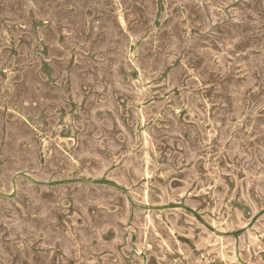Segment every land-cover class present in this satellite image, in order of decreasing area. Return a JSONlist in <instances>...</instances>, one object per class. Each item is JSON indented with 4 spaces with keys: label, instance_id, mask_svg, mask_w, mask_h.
<instances>
[{
    "label": "rangeland",
    "instance_id": "374dc122",
    "mask_svg": "<svg viewBox=\"0 0 264 264\" xmlns=\"http://www.w3.org/2000/svg\"><path fill=\"white\" fill-rule=\"evenodd\" d=\"M263 3L0 0V264H264Z\"/></svg>",
    "mask_w": 264,
    "mask_h": 264
},
{
    "label": "bare ground",
    "instance_id": "6f19581e",
    "mask_svg": "<svg viewBox=\"0 0 264 264\" xmlns=\"http://www.w3.org/2000/svg\"><path fill=\"white\" fill-rule=\"evenodd\" d=\"M116 1V0H115ZM156 2V1H155ZM177 2H178V0H177ZM200 2V1H199ZM240 2V1H239ZM165 3V2H164ZM201 3V2H200ZM176 4V3H175ZM264 4V3H263ZM203 5V4H202ZM178 6V5H177ZM177 6H175V7H177ZM203 7V6H202ZM132 8H133V6H132ZM189 8V7H188ZM181 9V8H180ZM184 10V9H183ZM164 11V10H163ZM206 12V11H205ZM117 13V12H116ZM137 13V12H136ZM184 14V13H183ZM190 14V13H189ZM167 15V14H166ZM222 15V14H221ZM207 16V15H206ZM224 16V15H223ZM227 16V15H226ZM155 17V16H154ZM170 17V16H169ZM199 17V16H198ZM117 18V17H116ZM125 18V17H124ZM132 18V17H131ZM185 18H186V16H185ZM228 18V17H227ZM118 19V18H117ZM130 19V18H129ZM213 19H215V18H213ZM217 20V19H216ZM118 21V20H117ZM126 21H127V19H126ZM132 21H135V20H132ZM142 21V20H141ZM123 22H124V20H123ZM166 22V21H165ZM181 22V21H180ZM191 22V21H190ZM162 23V22H161ZM130 24V23H129ZM164 24V23H163ZM145 25H146V23H145ZM185 25V24H184ZM191 25V24H190ZM190 25H187V26H190ZM121 26V25H120ZM126 26V25H125ZM54 27V26H53ZM145 27V26H144ZM180 27V26H179ZM127 29V28H126ZM166 29V28H165ZM194 29V28H193ZM157 31V30H156ZM184 31V30H183ZM147 33H148V31H147ZM157 35V34H156ZM131 38V37H130ZM153 38H154V35H153ZM38 40V39H37ZM163 45V44H162ZM129 50V49H128ZM74 53V52H73ZM182 53V52H181ZM72 54V53H71ZM134 55V54H133ZM263 55V54H262ZM74 56V55H73ZM137 57V56H136ZM213 57V56H212ZM137 59V58H136ZM211 59V58H210ZM264 59V58H263ZM217 60V59H216ZM215 61V60H214ZM217 62V61H216ZM198 63V62H197ZM219 64V63H218ZM217 64V65H218ZM234 64V63H233ZM264 65V64H263ZM201 68V67H200ZM203 68V67H202ZM191 69V68H190ZM67 70V69H66ZM228 71V70H227ZM137 72V71H136ZM197 72V71H196ZM139 73V72H138ZM189 73V72H188ZM219 73V72H218ZM239 73V72H238ZM149 75V74H148ZM193 75V74H192ZM138 76H139V74H138ZM195 76V75H194ZM193 76V77H194ZM229 76V75H228ZM129 78H130V76H129ZM145 77H143V79H144ZM196 78H197V76H196ZM246 78V77H245ZM155 79V78H154ZM198 79V78H197ZM229 79V78H228ZM140 80V79H139ZM142 80V79H141ZM140 80V81H141ZM223 80V79H222ZM221 80V81H222ZM154 81V80H153ZM237 81V80H236ZM152 82V81H151ZM203 82V81H202ZM217 82V81H216ZM226 82V81H225ZM224 83V82H223ZM239 83V82H238ZM246 83V82H245ZM135 84V83H134ZM206 85V84H205ZM145 86H147V85H145ZM163 86V85H162ZM216 86V85H215ZM250 86V85H249ZM142 87V86H141ZM165 87V86H164ZM184 87V86H183ZM203 87V86H202ZM205 87H207V86H205ZM208 87H209V85H208ZM207 87V88H208ZM246 87V86H245ZM248 88V87H247ZM174 89V88H173ZM201 89V88H200ZM205 89V88H204ZM172 90V89H171ZM183 90V89H182ZM198 90V89H197ZM229 90H231V89H229ZM241 90V89H240ZM200 91V90H199ZM201 91H202V89H201ZM115 92V91H114ZM168 92V91H167ZM151 93V92H150ZM183 93V92H182ZM184 93H186V92H184ZM237 93V92H236ZM200 94V93H199ZM167 96V95H166ZM172 96V95H171ZM200 96V95H199ZM233 96V95H232ZM178 97V96H177ZM122 98H123V96H122ZM125 98V97H124ZM159 98V97H158ZM176 98V97H175ZM212 98V97H211ZM247 98V97H246ZM74 99V98H73ZM140 99V98H139ZM167 99V98H166ZM151 101V100H150ZM239 101V100H238ZM137 102H139V101H137ZM184 102H185V100H184ZM149 103V102H148ZM211 103V102H210ZM241 103V102H240ZM141 105H143V104H141ZM188 105V104H187ZM196 105V104H195ZM209 105V104H208ZM144 106V105H143ZM23 107V106H22ZM142 107V106H141ZM188 107V106H187ZM196 107V106H195ZM204 107V106H203ZM208 107H210V106H208ZM140 108V107H139ZM169 108V107H168ZM264 108V107H263ZM20 109V108H19ZM214 110H215V108H213ZM234 109V108H233ZM238 109V108H237ZM17 110H18V108H17ZM16 110V111H17ZM152 110V109H151ZM199 110V109H198ZM213 110V111H214ZM239 110V109H238ZM71 112V111H70ZM137 112H138V110H137ZM146 112V111H145ZM144 112V113H145ZM206 112V111H205ZM232 112H233V110H232ZM74 113V112H73ZM139 113V112H138ZM152 113V112H151ZM210 113V112H209ZM41 114V113H40ZM75 114V113H74ZM144 115V114H143ZM184 115V114H183ZM234 115V114H233ZM39 116V115H38ZM42 116V115H41ZM77 116V115H76ZM206 116V115H205ZM213 116V115H212ZM43 117V116H42ZM46 117V116H45ZM156 117V116H155ZM196 117V116H195ZM30 118V117H29ZM58 118V117H57ZM157 118V117H156ZM198 118V117H197ZM26 119V118H25ZM35 120V119H34ZM142 120V119H141ZM144 120V119H143ZM149 120V119H148ZM187 120V119H186ZM72 121V120H71ZM140 121V120H139ZM72 123V122H71ZM140 123V122H139ZM143 123V122H142ZM209 123V122H208ZM42 124H44V123H42ZM159 124V123H158ZM157 124V125H158ZM67 126V125H66ZM206 126V125H205ZM32 127V126H31ZM70 127V126H69ZM45 128V127H44ZM73 129V128H72ZM210 129V128H209ZM213 129V128H212ZM58 130V129H57ZM206 130V129H205ZM76 131V130H75ZM71 132V131H70ZM234 132V131H233ZM69 133V132H68ZM137 133V132H136ZM135 133V134H136ZM215 133V132H214ZM248 133V132H247ZM78 134V133H77ZM142 134H143V132H142ZM146 135V134H145ZM208 135V134H207ZM211 136V135H210ZM216 136V135H215ZM247 136V135H246ZM147 137V136H146ZM54 138V137H53ZM144 138V137H143ZM199 138V137H198ZM231 138V137H230ZM43 139V138H42ZM74 139V138H73ZM213 139V138H212ZM145 140V139H144ZM150 141H151V139H150ZM239 141V140H238ZM46 142V141H45ZM176 142V141H175ZM229 142V141H228ZM165 143V142H164ZM163 143V144H164ZM174 143V142H173ZM259 143V142H258ZM60 144H61V142H60ZM138 144V143H137ZM227 145V144H226ZM146 146V145H145ZM137 147H138V145H137ZM165 147V146H164ZM68 148V147H67ZM245 148V147H244ZM143 149V148H142ZM145 149V148H144ZM243 149V148H242ZM67 150V149H66ZM138 150V149H137ZM147 150H148V148H147ZM134 151V150H133ZM150 151H151V149H150ZM152 151H153V149H152ZM171 151V150H170ZM243 151V150H242ZM142 152V151H141ZM176 152V151H175ZM134 153V152H133ZM132 153V154H133ZM51 154V153H50ZM117 154V153H116ZM181 154V153H180ZM247 154V153H246ZM40 155V154H39ZM46 155V154H45ZM128 156V155H127ZM126 156V157H127ZM171 156V155H170ZM152 157V156H151ZM198 157V156H197ZM124 158V157H123ZM160 158V157H159ZM168 158V157H167ZM199 158V157H198ZM201 158V157H200ZM146 159V158H145ZM224 159V158H223ZM147 160V159H146ZM158 160V159H157ZM215 160V159H214ZM236 160V159H235ZM112 161V160H111ZM122 161V160H121ZM149 161V160H148ZM199 161V160H198ZM205 161H207V160H205ZM74 162V161H73ZM228 162V161H227ZM113 163V162H112ZM122 163V162H121ZM145 163H147V162H145ZM194 163V162H193ZM229 163V162H228ZM59 164H61V163H59ZM76 164V163H75ZM120 164V163H119ZM118 164V165H119ZM210 164V163H209ZM227 164V163H226ZM63 165V164H62ZM207 165V164H206ZM223 165H224V162H223ZM230 165V164H229ZM228 165V166H229ZM238 165V164H237ZM93 166V165H92ZM148 166V165H147ZM195 166V165H194ZM209 166V165H208ZM79 167H80V165H79ZM144 167V166H143ZM150 167V166H149ZM172 167V166H171ZM212 167H214V166H212ZM65 168V167H64ZM126 168V167H125ZM153 168V167H152ZM205 168V167H204ZM201 169V168H200ZM207 169V168H206ZM81 170V169H80ZM219 170V169H218ZM216 171V170H215ZM63 172V171H62ZM146 173H147V171H145ZM177 172V171H176ZM242 172V171H241ZM245 172V171H244ZM69 173H70V171H69ZM108 173V172H107ZM128 173H130V171L128 172ZM145 173V174H146ZM80 174V173H79ZM81 174H82V172H81ZM126 174V173H125ZM62 175V174H61ZM247 175V174H246ZM66 176H67V174H66ZM248 176V175H247ZM127 177V176H126ZM198 177V176H197ZM160 178V177H159ZM215 178V177H214ZM213 178V179H214ZM118 179V178H117ZM129 179H131V178H129ZM161 179V178H160ZM191 179V178H190ZM197 179V178H196ZM211 179V178H210ZM254 179V178H253ZM203 180H205V179H203ZM207 180H209V179H207ZM215 180V179H214ZM244 180V179H243ZM169 181V180H168ZM216 181V180H215ZM240 181V180H239ZM151 182V181H150ZM206 182V181H205ZM139 183V182H138ZM203 183V182H202ZM130 184V183H129ZM167 184V183H166ZM252 184V183H251ZM160 185V184H159ZM215 185H216V183H215ZM171 186V185H170ZM179 186V185H178ZM181 186H182V184H181ZM253 186V185H252ZM175 187V186H174ZM217 187V186H216ZM147 188V187H146ZM176 188H177V186H176ZM218 188V187H217ZM134 189V188H133ZM154 189V188H153ZM250 189V188H249ZM163 190V189H162ZM210 190V189H209ZM157 191V190H156ZM200 191V190H199ZM198 191V192H199ZM249 191V190H248ZM115 192V191H114ZM146 192V191H145ZM155 192V191H154ZM189 192V191H188ZM236 192V191H235ZM144 193V192H143ZM147 193V192H146ZM212 192H210V194H211ZM149 194V193H148ZM156 194H158V193H156ZM199 194V193H198ZM243 195H244V193H242ZM249 194V193H248ZM171 195H172V193H171ZM203 195V194H202ZM208 195V194H207ZM242 195V196H243ZM173 196V195H172ZM231 196V195H230ZM249 196V195H248ZM139 197V196H138ZM169 197V196H168ZM175 197V196H174ZM186 197V196H185ZM196 197H199V196H197V194H196ZM203 197V196H202ZM206 197V196H205ZM204 197V198H205ZM147 198V197H146ZM153 198V197H152ZM173 198V197H172ZM188 198V197H187ZM192 198V197H191ZM190 198V199H191ZM117 200V199H116ZM119 200V199H118ZM183 200V199H182ZM170 201V200H169ZM181 201V200H180ZM118 202V201H117ZM223 202V201H222ZM247 202V201H246ZM71 203V202H70ZM254 203V202H253ZM255 204V203H254ZM212 206H213V204H212ZM263 206V205H262ZM262 206H260V207H262ZM117 207V206H116ZM122 207V206H121ZM248 208V207H247ZM61 209V208H60ZM210 209V208H209ZM233 209V208H232ZM182 210V209H181ZM198 210V209H197ZM206 210V209H205ZM225 210V209H224ZM207 211H209V210H207ZM250 211V210H249ZM259 211V210H258ZM225 212V211H224ZM177 213V212H176ZM186 213V212H185ZM208 213V212H207ZM71 214V213H70ZM233 214V213H232ZM147 215V214H146ZM187 215V214H186ZM185 215V216H186ZM228 215V214H227ZM58 216V215H57ZM70 216V215H69ZM184 216V215H183ZM218 216V215H217ZM242 216V215H241ZM249 216V215H248ZM142 217H144V216H142ZM166 217H168V216H166ZM145 218V217H144ZM159 218V217H158ZM188 218H190V217H188ZM207 218V217H206ZM243 218V217H242ZM60 219V218H59ZM81 219V218H80ZM226 219V218H225ZM248 219V218H247ZM65 220V219H64ZM159 220V219H158ZM182 220V219H181ZM212 221V220H211ZM210 221V222H211ZM219 221V220H218ZM221 221V220H220ZM263 221V220H262ZM65 222V221H64ZM196 222V221H195ZM209 222V221H208ZM223 222H225V221H223ZM234 222H237V221H234ZM149 223V222H148ZM147 223V224H148ZM212 223H213V221H212ZM260 223V222H259ZM61 224H62V222H61ZM163 224V223H162ZM232 224V223H231ZM236 224V223H235ZM69 225V224H68ZM150 225V224H149ZM221 225V224H220ZM227 225V224H226ZM225 225V226H226ZM209 226V225H208ZM236 226H238V225H236ZM235 226V227H236ZM59 227V226H58ZM72 227V226H71ZM180 227V226H179ZM245 227V226H244ZM188 228V227H187ZM218 228V227H217ZM249 228V227H248ZM69 229V228H68ZM191 229V228H190ZM198 229V228H197ZM201 229V228H200ZM222 229V228H221ZM225 229V228H224ZM228 229V228H227ZM230 229H231V227H230ZM237 229V228H236ZM239 229V228H238ZM66 230V229H65ZM64 230V231H65ZM168 230V229H167ZM218 230V229H217ZM233 230V229H232ZM231 230V231H232ZM247 230V229H246ZM262 230V229H261ZM145 231V230H144ZM220 232L222 231V230H219ZM227 230H225V232H226ZM70 232V231H69ZM224 232V233H225ZM230 232V231H229ZM253 232V231H252ZM185 233V232H184ZM209 233V232H208ZM258 233V232H257ZM157 234V233H156ZM242 234V233H241ZM244 234V233H243ZM145 235V234H144ZM155 235V234H154ZM259 235V234H258ZM177 236V235H176ZM194 236V235H193ZM158 237V236H157ZM162 237V236H161ZM216 237V236H215ZM230 237V236H229ZM236 237H238V236H236ZM258 237V236H257ZM213 237H211V239H212ZM219 238V237H218ZM263 238V237H262ZM252 239V238H251ZM151 240V239H150ZM222 240H224V238L222 239ZM234 240V239H233ZM256 240V239H255ZM154 241V240H153ZM206 241H207V239H206ZM163 242V241H162ZM166 242V241H165ZM235 242V241H234ZM233 242V243H234ZM246 242V241H245ZM252 242V241H251ZM176 243V242H175ZM206 243V242H205ZM157 244V243H156ZM167 244H168V242H167ZM181 244V243H180ZM183 244V243H182ZM237 244V243H236ZM155 245V244H154ZM218 245V244H217ZM216 245V246H217ZM192 246V245H191ZM222 245H220V247H221ZM257 246H259V245H257ZM262 246V245H261ZM169 247V246H168ZM179 247H180V245H179ZM215 247V246H214ZM234 247V246H233ZM251 247V246H250ZM254 247H255V245H254ZM167 248V247H166ZM194 248V247H193ZM222 248V247H221ZM249 248V247H248ZM262 248V247H261ZM153 249V248H152ZM173 249V248H172ZM196 249V248H195ZM200 249V248H199ZM85 250V249H84ZM141 250V249H140ZM175 250V249H174ZM178 250V249H177ZM208 250V249H207ZM218 250V249H217ZM248 250V249H247ZM190 251V250H189ZM201 251H203V250H201ZM256 251V250H255ZM158 252H160V251H158ZM170 252V251H169ZM224 252V251H223ZM254 252V251H253ZM259 252V251H258ZM174 253H177L176 251L174 252ZM182 253V252H181ZM227 253V252H226ZM221 254V253H220ZM230 254V253H229ZM241 254V253H240ZM101 255V254H100ZM182 255V254H181ZM186 255V254H185ZM191 255H192V253H191ZM239 255V254H238ZM98 256V255H97ZM217 256V255H216ZM58 257V256H57ZM95 257V256H94ZM188 257V256H187ZM195 257V256H194ZM230 257V256H229ZM261 257V256H260ZM203 258H206V256L205 257H203ZM223 258V257H222ZM252 258V257H251ZM235 259V258H234ZM233 259V260H234ZM222 260V259H221ZM262 260V259H261ZM183 262V261H182ZM200 262V261H199ZM206 262V261H205ZM203 263V262H202ZM256 264V263H255Z\"/></svg>",
    "mask_w": 264,
    "mask_h": 264
}]
</instances>
